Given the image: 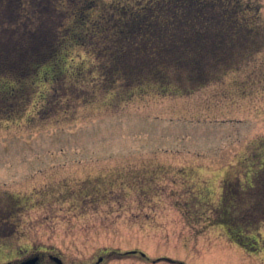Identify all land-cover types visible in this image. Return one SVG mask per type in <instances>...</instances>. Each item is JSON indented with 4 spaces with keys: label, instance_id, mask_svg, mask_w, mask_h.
Masks as SVG:
<instances>
[{
    "label": "rangeland",
    "instance_id": "1",
    "mask_svg": "<svg viewBox=\"0 0 264 264\" xmlns=\"http://www.w3.org/2000/svg\"><path fill=\"white\" fill-rule=\"evenodd\" d=\"M40 5L31 32L64 33L52 0ZM5 6L0 30L15 40L29 23ZM262 14L239 70L226 65L228 76L192 94L112 104L86 92L40 111L38 85L2 114L0 264H264ZM61 47L63 65L85 68L96 87L100 60Z\"/></svg>",
    "mask_w": 264,
    "mask_h": 264
},
{
    "label": "trees",
    "instance_id": "2",
    "mask_svg": "<svg viewBox=\"0 0 264 264\" xmlns=\"http://www.w3.org/2000/svg\"><path fill=\"white\" fill-rule=\"evenodd\" d=\"M0 1V13L6 4V17L29 23L15 40L0 30V116L8 117L38 85L40 111L86 92L109 95L112 104L132 93L192 94L228 76L226 65L238 71L243 58L235 57L255 51L264 7L260 0H52L65 32L46 35L31 32L44 0ZM60 45L86 47L100 60L96 87L85 84V68L63 65L69 58Z\"/></svg>",
    "mask_w": 264,
    "mask_h": 264
},
{
    "label": "water",
    "instance_id": "3",
    "mask_svg": "<svg viewBox=\"0 0 264 264\" xmlns=\"http://www.w3.org/2000/svg\"><path fill=\"white\" fill-rule=\"evenodd\" d=\"M39 257H35L32 259H29L28 261L24 262L23 264H35L38 261ZM55 259L57 261H59L60 263H62L61 259H59L58 257H55Z\"/></svg>",
    "mask_w": 264,
    "mask_h": 264
}]
</instances>
